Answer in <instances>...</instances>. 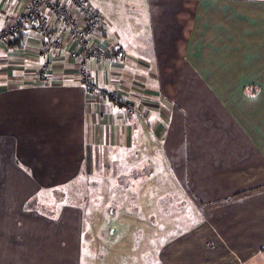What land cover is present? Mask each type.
<instances>
[{
  "label": "crops",
  "instance_id": "1",
  "mask_svg": "<svg viewBox=\"0 0 264 264\" xmlns=\"http://www.w3.org/2000/svg\"><path fill=\"white\" fill-rule=\"evenodd\" d=\"M147 2L138 57L108 44L104 26L103 43L125 59L91 64L93 92L36 25L0 44V216L27 220V264H83V209L41 215L27 208L35 195L63 201L50 194L85 172L89 150L124 148L134 133L160 142L163 129L168 172L199 219L162 247V264H264V0ZM23 11L0 0V32ZM142 92L149 100L131 111L124 100Z\"/></svg>",
  "mask_w": 264,
  "mask_h": 264
},
{
  "label": "rangeland",
  "instance_id": "2",
  "mask_svg": "<svg viewBox=\"0 0 264 264\" xmlns=\"http://www.w3.org/2000/svg\"><path fill=\"white\" fill-rule=\"evenodd\" d=\"M87 1L102 18L108 44L123 46L127 55L136 56L138 41L151 34L152 13L147 11V0ZM105 91L106 96L114 95ZM147 97L142 92L124 101L127 108L137 111L135 103L149 100ZM130 137L124 141V148L113 145L112 152H104L100 144L89 150L85 172L77 175L75 183H65L64 188L50 194V198L55 195L63 201L40 205L35 195L27 204V208L46 216L62 204L83 209V264L90 259L91 264H162V247L198 222V213L189 202L191 193L182 190L168 172L161 151L165 130L160 132V142L142 134L137 143L136 133ZM15 214L0 216V264H27L25 255H32L35 243L28 237L31 245L27 244V220L18 225L12 217ZM35 228L38 225L28 226L30 230Z\"/></svg>",
  "mask_w": 264,
  "mask_h": 264
},
{
  "label": "built area",
  "instance_id": "3",
  "mask_svg": "<svg viewBox=\"0 0 264 264\" xmlns=\"http://www.w3.org/2000/svg\"><path fill=\"white\" fill-rule=\"evenodd\" d=\"M22 1L23 13L0 32V44L13 41L23 29L36 25L48 46L59 52L67 49L80 83L93 91L97 86L91 75V64L116 66L124 61L121 51L103 43L104 23L87 0ZM47 11L52 13L53 20L46 19ZM40 77L47 79L45 70Z\"/></svg>",
  "mask_w": 264,
  "mask_h": 264
},
{
  "label": "trees",
  "instance_id": "4",
  "mask_svg": "<svg viewBox=\"0 0 264 264\" xmlns=\"http://www.w3.org/2000/svg\"><path fill=\"white\" fill-rule=\"evenodd\" d=\"M20 33H22V31H21ZM19 35H20V34H19ZM263 250H264V248H263Z\"/></svg>",
  "mask_w": 264,
  "mask_h": 264
}]
</instances>
